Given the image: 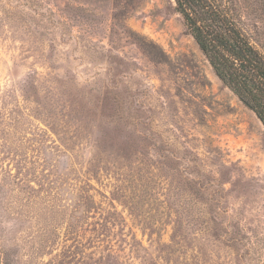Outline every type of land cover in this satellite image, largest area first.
I'll return each mask as SVG.
<instances>
[{
  "label": "rangeland",
  "instance_id": "1",
  "mask_svg": "<svg viewBox=\"0 0 264 264\" xmlns=\"http://www.w3.org/2000/svg\"><path fill=\"white\" fill-rule=\"evenodd\" d=\"M0 193L21 264H264V125L174 0H0Z\"/></svg>",
  "mask_w": 264,
  "mask_h": 264
},
{
  "label": "trees",
  "instance_id": "2",
  "mask_svg": "<svg viewBox=\"0 0 264 264\" xmlns=\"http://www.w3.org/2000/svg\"><path fill=\"white\" fill-rule=\"evenodd\" d=\"M174 3L187 34L216 76L264 124V53L251 42L232 9L219 0H174ZM0 198L9 200L6 194L0 193ZM7 209V204H1L0 224L7 222ZM15 228L16 222L11 223L0 237V264H21L15 251L18 248L11 244L17 241ZM9 245L12 252L6 250Z\"/></svg>",
  "mask_w": 264,
  "mask_h": 264
},
{
  "label": "water",
  "instance_id": "3",
  "mask_svg": "<svg viewBox=\"0 0 264 264\" xmlns=\"http://www.w3.org/2000/svg\"><path fill=\"white\" fill-rule=\"evenodd\" d=\"M264 125V124H263Z\"/></svg>",
  "mask_w": 264,
  "mask_h": 264
}]
</instances>
